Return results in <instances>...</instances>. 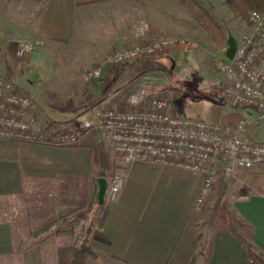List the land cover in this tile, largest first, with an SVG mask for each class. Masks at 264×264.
<instances>
[{"label":"crops","instance_id":"0c3cea01","mask_svg":"<svg viewBox=\"0 0 264 264\" xmlns=\"http://www.w3.org/2000/svg\"><path fill=\"white\" fill-rule=\"evenodd\" d=\"M199 1L216 15L211 0ZM219 7L215 10L224 23L231 9L225 0ZM160 35L182 36L212 56L225 55V45L217 44L180 0H0V56L22 66L21 71L29 67L39 76L60 79L38 87L36 98L22 88L31 98L33 130L49 131L52 122L57 123L52 130L56 136L73 135L69 145L0 138V264H57L59 248L76 246L77 238L87 234L92 219L82 214L98 204V178L109 184L114 174L124 176L125 183L115 200L106 193L107 216L101 229L94 228L108 242L92 239L95 254L84 264H256L254 253L264 258V167L236 172L243 176L236 182L239 197L233 204L244 224L201 229V174L105 158L80 126L96 95L105 87L110 94L119 90V81H107L109 70L94 85L81 65L66 61L54 69L57 56H96L100 61L115 48ZM21 40L37 45L22 53ZM182 49L163 56H176ZM58 214L52 226L34 233Z\"/></svg>","mask_w":264,"mask_h":264},{"label":"built area","instance_id":"2783aa9c","mask_svg":"<svg viewBox=\"0 0 264 264\" xmlns=\"http://www.w3.org/2000/svg\"><path fill=\"white\" fill-rule=\"evenodd\" d=\"M249 22V29L236 41L233 58H215L214 66L223 76L228 103L256 111L259 120L264 118V10L251 11ZM36 45L34 41L21 40L19 50L29 53ZM197 47L196 41L182 36L160 35L113 49L105 56L104 64L86 77L96 85L106 68L163 57L175 48ZM31 107L29 94L0 74V138L47 143L46 131L33 130ZM94 110V120L105 131L118 160L153 162L201 174L204 184L197 199L198 207L208 199L220 176H232L237 170L264 164V142L250 135L245 117L229 125L181 116L171 109L165 95L131 108L104 105ZM55 139L69 143L73 135L61 133ZM124 183L122 175L110 178L107 191L110 201L116 199Z\"/></svg>","mask_w":264,"mask_h":264},{"label":"rangeland","instance_id":"374dc122","mask_svg":"<svg viewBox=\"0 0 264 264\" xmlns=\"http://www.w3.org/2000/svg\"><path fill=\"white\" fill-rule=\"evenodd\" d=\"M211 1L212 11L216 13V18L221 19V14L215 10L216 8L220 9L221 0ZM224 19L225 33L232 35L236 41L249 29V15L243 17L231 9ZM220 21L222 22V19ZM224 45L227 49V40ZM218 57H226V55L212 56V54H208V50L200 47L184 48L176 56L146 58L115 68H106L101 80H104L106 71L109 70L107 81H119V90L115 94L114 92L110 94L108 87H105L101 95H96L90 108L84 112L85 116L80 126L84 129L88 128L87 138H90L105 158H110L113 155L116 159L105 131L94 120V109L104 105L131 108L154 97L165 95L169 99L171 109L181 116L198 117L210 122H224L226 119L232 121L245 117L248 120L247 129L250 135L255 140L264 142V118L258 120L256 111L235 108L228 103L223 76L214 66V60ZM66 61L81 65L87 75L93 69L104 64V60L99 61L96 56H57L54 69H62ZM13 62L6 56H0V74L17 84L18 87L26 89L35 98L38 87H48L53 85L54 81L57 84V81L60 80L57 76H52L54 74L39 76L38 72L29 67H25L24 71H21L23 67L21 66V68L20 65L14 67L12 66ZM7 69L11 71L8 72ZM35 76L40 77V84L39 78ZM30 80L34 83H31ZM98 85L101 89L104 82L100 81ZM96 91L97 88L93 86L91 94L95 96ZM81 111L83 110L81 109ZM65 126H63L65 129L69 128V126ZM73 126L74 124H71V127ZM259 166L264 167V164ZM242 176L239 173L232 176H220L208 199L198 207L200 219H202L199 225L201 229L206 228L208 231L220 228L238 229L240 225L244 224L238 219L233 204L239 197V187L236 182ZM92 207L94 210L82 214L84 219L88 217L92 219L88 221V225L90 223L95 225L97 203H93ZM85 209H89V207L86 206ZM83 239L84 237L77 238L75 245H79ZM253 259L256 264L264 261V258L255 253Z\"/></svg>","mask_w":264,"mask_h":264},{"label":"trees","instance_id":"16d2710c","mask_svg":"<svg viewBox=\"0 0 264 264\" xmlns=\"http://www.w3.org/2000/svg\"><path fill=\"white\" fill-rule=\"evenodd\" d=\"M228 6L235 12H238L243 17H248L249 11H263L264 10V0H225ZM180 2L188 8L202 25V27L206 30L209 36L219 45H222L226 42V33H225V25L221 22L216 16L209 11L199 0H180ZM57 123L49 122L46 126L49 131L47 143L55 144V145H69L71 143L68 142H59L56 137L57 132H52ZM88 131V128L85 129ZM101 175H104L102 173ZM109 210V204L105 200L103 203L97 204V208L95 209L96 220L95 225H88L86 230V235L84 236L83 241L76 246L69 245L60 247L57 254V264H84L86 260L93 256L95 253L91 246V240L108 242L107 238L100 232L96 231L94 228L97 227L99 229L102 228L105 218L107 216ZM61 217V214H58L55 217L49 218L34 231V233H39L48 229L52 226L58 218ZM90 234V235H89Z\"/></svg>","mask_w":264,"mask_h":264},{"label":"water","instance_id":"95a60500","mask_svg":"<svg viewBox=\"0 0 264 264\" xmlns=\"http://www.w3.org/2000/svg\"><path fill=\"white\" fill-rule=\"evenodd\" d=\"M227 43H228V47L225 51V55L231 59L233 58V55L236 49V40L232 37V35H229L227 38ZM98 186H99V190L97 194L98 201L99 203H103L105 201L107 188H108L107 179L105 177H99Z\"/></svg>","mask_w":264,"mask_h":264}]
</instances>
